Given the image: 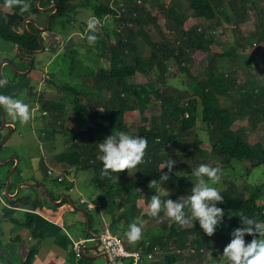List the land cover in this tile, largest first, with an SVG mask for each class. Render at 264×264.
I'll list each match as a JSON object with an SVG mask.
<instances>
[{
	"label": "trees",
	"instance_id": "16d2710c",
	"mask_svg": "<svg viewBox=\"0 0 264 264\" xmlns=\"http://www.w3.org/2000/svg\"><path fill=\"white\" fill-rule=\"evenodd\" d=\"M184 1L188 7L184 6ZM184 1L171 0L169 6L162 4V0H141L140 3L138 0H118L115 7L93 4V16L100 23L105 22L106 17H111L115 25L112 32L107 26L103 29L105 38L95 34L101 41V53L93 60L97 63L96 66L84 64L86 61L79 57L80 51L74 39L70 38L60 54L64 61H68L69 76L73 79L63 82L60 90L71 98V122L76 124V128L68 126L69 109L64 102L38 99L41 114L36 119L41 122L38 129L40 142L52 143L58 134L64 137V150L52 155L53 164L63 174L74 179L82 171L92 172L91 182L97 196L91 202L99 207L94 211L84 208L89 216L91 230L93 223L104 226L105 219H108L109 227L121 237L124 244H129L125 233L130 224L137 223L143 229L142 222L147 216L139 215V195L144 196L147 204H150L157 189L152 191L148 185L151 180H159L160 175L167 172V169L160 170L159 165L169 157L176 161L170 179L177 180L181 187L187 178H192L191 173L201 164L221 169L231 168L233 163L244 165L246 175L241 177L244 181L241 188L236 185L235 177L225 180L229 183L228 188L220 192L224 202L217 205L225 214L213 236L204 234L198 221L193 220L187 229L171 221L163 222L166 225L165 228L162 226L161 236H150L146 239L149 242L139 243L136 250L143 253L154 252L156 248L161 251L160 254L173 250L164 257L162 264L179 263L187 250L217 256L215 250L219 246L224 249L232 238L233 230L242 226L241 215L264 221V183L255 186L249 183L251 171L264 165V145L260 142L253 144L249 137L264 123V79H247L239 83L234 75L222 71L217 61L239 58V51L245 52L248 44L235 38L233 44L225 47L217 42L215 36L218 29L226 28L234 20L242 22L248 13L241 10L244 9L241 7L251 0H238L243 2L242 5L230 0V13L234 17L227 14L225 18L216 10L217 5L222 7L221 0ZM52 3L56 1L43 0L40 7H49ZM0 4L4 6V0H0ZM256 8L260 29L255 36L258 43H262L264 9ZM155 9L158 14L153 15ZM222 9L225 10L223 7ZM8 10L15 13L20 11L18 7ZM31 13H40L35 1L31 4ZM74 19L73 12L59 10L50 19L49 28L45 32L69 38L73 33L71 30ZM146 24L158 25L161 40L150 39L149 31L144 29ZM131 25L139 29L140 33H136ZM28 27V30L18 33L0 25V39L17 48L40 50L38 39L31 33H41L31 24ZM162 28H166L168 33H163ZM81 31L84 32V29ZM42 41L44 43L43 38ZM148 47L151 50L149 53ZM102 59L105 61L102 62ZM253 63L257 62L249 61V67ZM175 67L181 75L190 78L191 82L187 87H174L170 93H166L164 89L167 87L168 73ZM193 68L199 70L196 75L192 74ZM151 71H155L157 76L154 81L147 84L132 81L137 74L149 75ZM47 83L56 84L53 79ZM29 89L36 90L34 86ZM33 98L36 99L35 96ZM155 110L159 112L155 113ZM137 113L144 124L132 130L131 124L137 122ZM238 119H247L248 126L235 129ZM199 122L206 131L209 148L203 147L204 141L198 134L192 144L188 143L187 135L198 130ZM0 126L3 128L2 121ZM14 126L16 130L17 125ZM113 132L146 138L148 147L144 163L136 169L129 173L127 170L121 173L110 172L105 176L103 164L98 159L101 155L98 144ZM2 139L0 135V143ZM246 163H249L248 166ZM8 165L12 168L15 162ZM19 166L14 176L19 172ZM177 172L185 175L178 177L175 175ZM7 177L8 172L0 178V186L6 183ZM28 181L41 184L35 178L23 179L18 175L15 183H12L10 194L16 192L20 183ZM61 184L65 185L68 192L70 186H73L66 182ZM29 189V193H23L22 190L14 201H8L16 208L20 205L30 208L25 212L26 219L10 220L14 225L32 231L37 212L56 206L40 186ZM50 194L52 195L51 192ZM52 197L57 200L53 195ZM61 198L62 196L58 200ZM168 198L174 199L172 196H167L166 199ZM63 204H68V201L65 200ZM163 213L162 211L155 218L161 221ZM251 239V236L245 237L246 242ZM1 244L0 242V246ZM34 254L31 251L24 264H31ZM84 260L82 258L81 261Z\"/></svg>",
	"mask_w": 264,
	"mask_h": 264
},
{
	"label": "rangeland",
	"instance_id": "374dc122",
	"mask_svg": "<svg viewBox=\"0 0 264 264\" xmlns=\"http://www.w3.org/2000/svg\"><path fill=\"white\" fill-rule=\"evenodd\" d=\"M91 1V0H90ZM184 1V0H183ZM220 1V0H217ZM229 1L230 0H221L222 7L225 8V10L222 9L221 5L216 6L217 13L222 17L225 18L226 15L230 14L231 17H234L230 12L231 8L229 7ZM237 1L238 0H234ZM92 2H94L92 0ZM171 0H162V4H165L166 6L170 5ZM118 3V0H115L113 3V7H115ZM239 4H243V2L239 1ZM84 4V3H83ZM184 6L188 7L187 2L184 1ZM238 4V6H239ZM255 4V5H253ZM85 7L86 4H84ZM240 7V6H239ZM264 9V0H251L249 1V4L241 7L247 11V15L245 16L244 20L237 21L234 20V22L228 24L226 28H220L216 31L215 36L217 39V42L221 44L222 46H229L234 43V39H238V41L247 42L248 48L244 52L240 50V57L239 58H230V59H220L217 61V64L221 68L222 71L229 75H234L237 80L240 82H244L247 79L252 80H259L262 81L264 79V70L261 71L264 67V41L262 43H258V39L255 36L256 32L259 31V22L257 17V8ZM93 13L92 11H90ZM85 13V12H84ZM90 14V13H89ZM158 14L157 10L155 9L153 11V15ZM88 13L85 16V20L88 22L89 20ZM1 23V22H0ZM3 25V24H1ZM113 23L110 24L109 28H112ZM133 29H136L135 26L131 25ZM80 27H73L72 32L73 34L78 33V29ZM144 29H147L149 31L150 39L152 41H159L161 40L160 35V29L158 25L153 24H146L144 26ZM163 33H168L166 28H162ZM136 33H140L139 29H136ZM87 31V27L85 28V32H83V35L76 34L72 36L74 41L77 43V47L80 51L79 57L81 56V60H85V65H90L94 67L97 63H95L93 60L96 59L97 54L101 53V41L97 38V41L95 44H90L88 42V35H90ZM99 37L105 38V31L103 28H101L100 24L97 26L96 33ZM140 37V36H139ZM61 45L54 44V42L50 45V50H46L44 53L40 55L33 56L32 59L34 60V69L31 73V75L28 77H23L20 79V77L16 74V72L12 69V67H4L3 73L5 77L10 80L9 82H16L19 81L17 84H14V92H12L13 95L17 96L18 98L22 99L25 103H27L30 107L31 111V119L26 123L22 124L19 120H13L10 116L7 115L6 110L4 109V113L6 115L7 123L11 124L10 122H14L13 124L17 125L16 130L14 129V132L11 133L9 136L8 141L6 144L2 147L0 151V161H5L13 156H17L20 159V166H19V172L16 173L15 176H13L12 183H15L17 176L19 175L23 179H33L35 178L38 182H40V185H44L51 193L52 195L58 200L60 197V194L58 192L65 189V185L59 183L56 179L57 176L48 177L47 171L49 167H53L57 169V171L62 170L57 166H55L53 163L52 155L55 152H60L64 150V137L61 135H57L56 140L52 143H42L39 141L38 137V129L41 125V122L37 121V117L41 114L39 112V106H38V99L43 100H52L57 102H64L66 103V106L68 107V118L70 119V122H68L69 127L76 128V124H73L71 122V119L73 117V105L71 104V98H69L65 92L60 90L62 87L61 84L63 82H68L73 80L69 76V65L68 61H64L62 58V55L60 56V53L64 51L65 44H67V40L64 35H60ZM46 44L48 42L46 41ZM14 51L11 52V50ZM54 48L57 51H54ZM7 49V50H6ZM8 49H11L8 51ZM16 51V53H15ZM151 50L148 47L147 53H149ZM25 56L22 55V57L17 52V48L15 50V47L13 44L7 43L0 39V65L2 64L3 59L9 60L14 65L17 71L19 72H25L27 71L30 66L29 63H27L24 58ZM257 63H253L251 67H249V61H253ZM105 61V59H102V62ZM101 62V63H102ZM261 66V68H255L253 67ZM197 68L192 69V74L196 75L198 73ZM46 75L49 76V79H43ZM156 73L155 71H151L149 75H142L137 74L132 81L136 84H147L151 80L156 79ZM54 80L55 85H51V83H47L48 80ZM167 87L164 89L166 93H170L174 87H187L188 84H190L191 80L190 78H187L183 75H181L180 71L175 67L174 69L170 70L167 76ZM85 80V79H84ZM44 83H43V82ZM42 82V83H41ZM91 83V82H90ZM10 83H8L9 85ZM30 86H34L36 90L31 91L29 89ZM8 87V86H6ZM44 91V92H43ZM4 94V93H2ZM9 95V94H7ZM36 97L33 98V97ZM107 97V95H105ZM84 103L87 104V101L84 100ZM224 105L225 101H222ZM159 110H155V113H158ZM0 121H2V117L0 114ZM144 124L143 121H141V116L139 113H137V122L131 124L132 130H136L137 126ZM240 126L246 127L248 126V120L247 119H238L235 129H238ZM198 130L195 132H191L187 135L188 143L192 144L196 134H198V137H201L204 141L203 147L209 148V143L206 137V131L203 128V124L199 122ZM10 130H7L5 128H2L0 126V135L5 139ZM250 140L253 144L255 143H262L264 145V123L259 125L258 128H256L253 131V134L249 135ZM2 139V141H3ZM249 163H246L248 166ZM9 165H1L0 164V178L3 177L7 172L11 171L12 168L8 167ZM241 163H233V166L231 168L223 167L222 168V177L219 183L212 185L213 187L217 188L220 192L224 189L228 188L229 183H226L225 180H229V178L235 177V182L237 183L239 188H241L244 183V181L241 179V177H244L246 175L245 169ZM244 170V171H243ZM92 172L90 171H82L77 175V191L69 194L71 198L75 200V203H80V197H84L85 199L92 201L96 198L97 192L95 190V187L92 184ZM207 179V178H205ZM55 180L57 182H55ZM29 182V181H28ZM196 182V178L192 176L190 179H186L183 187L179 185V182L175 179H170L167 182H164L162 184V188L168 193L160 191L157 189V192H159L161 198L166 199L167 196L174 197L173 201H177L180 197H186L188 194H190L191 189L193 187V184ZM24 183V182H22ZM34 183V182H30ZM249 183L253 186L259 185L264 183V165L255 168L251 171L250 177H249ZM21 184V183H20ZM19 184V185H20ZM2 187V186H0ZM12 188V187H11ZM11 190V189H10ZM23 193H29V188H22ZM152 191H156V188L150 189ZM4 192V188H2V191H0V231L3 235H0V241H2L4 244L9 242L8 239H10L11 234L17 231H20L21 228L19 227H13L11 223L7 222V219L4 218V212H3V201L9 202L8 198L3 195L1 198V193ZM32 194V191L30 192ZM3 200V201H2ZM55 200V201H57ZM81 205V204H80ZM138 205L140 207V213L139 215H146V219L144 222H142V239L139 241L146 243L149 242V240H146L150 236H161L162 233L161 229L162 226L165 228L163 224L164 223H170L171 220L166 216V213L164 212L163 215H161L162 220L158 221L156 218L149 215V204L146 202V198L142 195H139V202ZM20 216V219H26V214L20 213L19 215H16V218ZM110 226L109 220L107 222ZM191 226H181L183 229H187ZM147 228H151V231H148ZM147 230V231H146ZM160 233V234H159ZM128 248H130V244H125ZM139 246V245H138ZM137 249V248H136ZM5 257L11 258L12 256L9 254L8 251L2 250L1 251ZM173 252V250L171 251ZM170 252V253H171ZM175 252V251H174ZM215 255L211 253H207L206 255L198 254V252L187 250L185 251L181 258L180 262L178 264H225V259L222 256L223 255V249L219 246L215 250ZM160 254L156 253V259L157 256L161 259V262L163 261V257H165L167 254ZM179 253V251L177 252ZM1 258V257H0ZM156 259L153 262L155 263ZM160 262V263H161ZM148 263V262H147ZM0 264H18L14 260L11 261H2L0 259ZM159 264V263H158Z\"/></svg>",
	"mask_w": 264,
	"mask_h": 264
},
{
	"label": "clouds",
	"instance_id": "9594fccd",
	"mask_svg": "<svg viewBox=\"0 0 264 264\" xmlns=\"http://www.w3.org/2000/svg\"><path fill=\"white\" fill-rule=\"evenodd\" d=\"M4 6L8 9L18 7L21 13L28 12L30 8L24 0H4ZM98 24L99 21L95 17L87 22V31L91 33L87 37L90 44H95L97 41L95 33ZM8 83L7 79L0 78V89L5 88ZM0 108L5 109L8 116L13 120H19L22 124H26L31 119L29 105L15 95L0 94ZM147 147L146 138L133 137L124 132H113L98 144V151L101 154L98 159L103 164V175L108 176L110 172L121 173L125 170L129 173L136 169L138 165L144 163ZM175 165L176 161L171 157L162 162L159 168L167 169V172H163L159 180H151L148 187L166 192L161 185L170 179ZM175 175L179 177L185 174L177 172ZM191 175L196 178V182L190 194L173 201L169 198L162 200L159 192H156L148 206L149 215L155 218L163 211L172 222L182 227L190 225L193 220L198 221L204 234L211 237L225 214L223 209L217 207L224 202L223 196L212 186L220 182L222 169L201 164ZM240 219L242 226L233 230L230 242L223 249L225 264H264V221L244 215H241ZM125 235L129 243L135 245L142 239V227L132 223ZM246 236L252 237L250 242H246Z\"/></svg>",
	"mask_w": 264,
	"mask_h": 264
},
{
	"label": "crops",
	"instance_id": "0c3cea01",
	"mask_svg": "<svg viewBox=\"0 0 264 264\" xmlns=\"http://www.w3.org/2000/svg\"><path fill=\"white\" fill-rule=\"evenodd\" d=\"M36 0H24L25 3L30 5L29 11L25 13L19 12H11L4 6L0 4V25L3 24L4 26L18 32L23 33L26 28H29V24L33 25L35 27H44L45 22L47 19L48 13H42L39 14H32L31 13V4ZM56 3H52L50 6H59L60 10L64 12L72 13L75 16V19L73 20V24L75 27H80L78 29V33L71 34L66 43L72 39L74 35L81 34L83 35V32L81 29H84L87 27V21L84 19L86 14L88 13V16L90 18L94 17L91 6L95 3L108 5L109 7H113V3L115 0H55ZM86 4L87 7L84 6ZM49 6V7H50ZM47 8V7H45ZM75 8V9H74ZM85 12V13H84ZM93 12V11H92ZM90 13V14H89ZM89 18V19H90ZM96 18V17H95ZM29 19H32L34 23L28 22ZM98 20V19H97ZM99 21V20H98ZM113 19L111 17H106L105 22L99 24L101 28L108 27V30L111 32L114 30V23ZM113 23L112 28H109L110 24ZM118 28V27H117ZM37 31V30H36ZM38 32V31H37ZM40 36L44 40V45L46 50H50V45L52 42L54 44H60V35L42 32ZM46 41L48 44H46ZM66 45V44H65ZM15 50L17 46H14ZM7 50V49H6ZM11 49H8V51ZM14 51L11 50V52ZM54 51H57L54 48ZM16 53V51H15ZM61 54V53H60ZM31 78L32 75H31ZM10 84L7 85L8 87L0 89V94L4 93V95H13L12 92H14V82H9ZM12 91V92H11ZM2 110H4L2 108ZM11 125L14 126V122H10ZM8 130V129H7ZM14 132V130H13ZM8 160V159H7ZM14 176V175H13ZM75 180V191H77V177L74 178ZM13 181V179H12ZM22 184V183H21ZM22 191V190H21ZM60 196H62L61 199L69 196L71 194L66 189L58 192ZM26 195V194H25ZM61 199L57 200L60 201ZM73 199V198H71ZM3 201V200H2ZM65 201V200H64ZM63 201V202H64ZM68 201V200H67ZM74 203L75 200L73 199ZM61 204L55 205L56 207H50L44 209V211L37 212L38 216L35 219L33 230H29L27 228H21L20 231L14 232L11 234V237L9 242L3 243L0 246V259L2 261H11L14 260L18 264H24L29 253L31 251L35 252L33 260L31 264H83L86 262V259L84 261H77L75 254L72 249V241H81L86 240V244L84 246V253L89 256H100L103 254L100 248L96 249L97 247V239L100 235V233L103 230V227L108 225V219H105L104 226H100L98 223H93L92 230H91V224L90 229L88 228V221H87V214L85 211V207L80 203H75L77 207L82 208L85 213L82 211H79L78 208L71 205L68 201V204ZM12 202H5L3 201V212H4V218L7 219V222L11 223L13 227H18L17 225H14L12 220L16 218V215L20 213H24L28 211L30 208L25 205H20L18 208L12 206ZM54 205V204H53ZM94 214V212H92ZM89 218V216H88ZM18 220L20 219V216H18ZM99 230V232H97ZM148 231H151L152 229H147ZM146 230V231H147ZM0 235H3L0 231ZM130 244V243H129ZM139 245V241L133 245L130 244V251L136 250V248ZM2 250L8 251L9 254L12 256L11 258H7L3 253ZM157 256L155 263L150 264H162L161 259ZM164 259V257H163ZM161 262V263H160ZM97 264H107V260L104 257H101L96 260ZM143 264H147L143 263ZM149 264V263H148ZM178 264V263H177Z\"/></svg>",
	"mask_w": 264,
	"mask_h": 264
},
{
	"label": "water",
	"instance_id": "95a60500",
	"mask_svg": "<svg viewBox=\"0 0 264 264\" xmlns=\"http://www.w3.org/2000/svg\"><path fill=\"white\" fill-rule=\"evenodd\" d=\"M42 1L43 0H36V3H35L36 8L39 10V12H42V13L50 12V13L47 16V19H46V22H45V26L44 27H36V30L39 33H42V32H45V31L48 30L50 19L55 14H57L58 11L60 10L59 6H56V5L50 6V7H47V8H41L40 4H41ZM28 22L34 23L32 19H29ZM26 30H28V28H26ZM31 34H33L38 39L41 48H40V50H37V51H30V50H26V49H23V48L19 47V48H17V52L19 53V55L21 57H22V53L29 54V55H40V54L44 53V51H45V45H44V43L42 41L41 36L38 35L37 33H31ZM24 60L31 64L30 68L27 71H25V72L17 71L16 68L14 67V65L9 60H7L5 62H2V64L0 65V77L3 78V79H7L5 77V75H4V73H3V68H4L5 65H8V66L12 67V69L16 72V74H18L20 76H26L27 74H29L31 72V70H32V65L34 63V60L31 59V58H24ZM9 81L10 80H8V82ZM0 114H1V117H2V126H3V128L10 130L8 136L5 139H3V141H1V143H0V149H1L6 144V142L8 141L9 136L11 135L13 130L15 129V126L7 123L6 115H5L4 111L1 108H0ZM11 162H15V165L12 167L11 171L9 172L6 183L4 185H2V187H0V191H2V188H4V195L10 201H14V199H16L19 196V194L21 193L22 188H36V187L40 186L49 195V198L51 199V201H52V203L54 205L61 204L64 200H68L71 205H73L75 208L77 207L76 204L74 203L73 199H71L70 196H67V197L63 198L60 201H55L53 199L52 195L50 194V191L44 185H40L38 183L24 182V183L18 185V187L16 189V192L14 194H10V189L12 187L13 175H14L17 167L20 164V159L17 156H13V157H11L8 160L0 161L1 165H8ZM77 208H78L79 211H82L83 213H85V211L82 208H80V207H77ZM87 221H88V228L90 229V222H89L88 216H87ZM96 239L98 241L96 249H98V248H100V242H99L98 238H96ZM101 257H104L107 260V264H109L107 255L105 253H103L101 255ZM83 258L86 259V262L83 263V264H97L96 260H98L100 258V256H89V255H87V254H85L83 252Z\"/></svg>",
	"mask_w": 264,
	"mask_h": 264
},
{
	"label": "built area",
	"instance_id": "2783aa9c",
	"mask_svg": "<svg viewBox=\"0 0 264 264\" xmlns=\"http://www.w3.org/2000/svg\"><path fill=\"white\" fill-rule=\"evenodd\" d=\"M138 2L140 3L141 0H138ZM253 67L261 68V66L256 65H254ZM263 70L264 67L263 69H261V71ZM43 79H49V76L46 75ZM47 175L49 177L57 176V181L59 183L66 182L70 185H73L70 186L69 192H75V180L73 178L66 176L60 171L58 172L53 167L48 168ZM3 195L4 192L1 193V198L3 197ZM80 204L85 206V208L89 211H94L99 207V205L85 199L84 197H80ZM98 240L100 242V249L107 255L109 264H143L146 262H153L156 259V253H161L158 248H156L154 252L150 253H143L141 250L130 251L122 241L121 237L118 234L114 233L109 226L103 227ZM85 244L86 240L72 241V249L77 261H81L83 258Z\"/></svg>",
	"mask_w": 264,
	"mask_h": 264
},
{
	"label": "flooded vegetation",
	"instance_id": "af4514ba",
	"mask_svg": "<svg viewBox=\"0 0 264 264\" xmlns=\"http://www.w3.org/2000/svg\"><path fill=\"white\" fill-rule=\"evenodd\" d=\"M45 51H46V49H45ZM44 51V52H45ZM24 56V55H23ZM32 56H36V55H32ZM32 56H25V57H23V58H31L32 59ZM5 61H7V59L6 60H4L3 59V61L2 62H5ZM28 63V62H27ZM6 66H8V65H5L4 67H6ZM29 66H31V64L29 63ZM33 66H34V63H33V65H32V70H31V72L29 73V74H27L26 76H21V77H28V76H30L31 75V73H32V71H33ZM9 67V66H8ZM20 76V75H19ZM2 109V108H1ZM10 159V158H9Z\"/></svg>",
	"mask_w": 264,
	"mask_h": 264
},
{
	"label": "bare ground",
	"instance_id": "6f19581e",
	"mask_svg": "<svg viewBox=\"0 0 264 264\" xmlns=\"http://www.w3.org/2000/svg\"><path fill=\"white\" fill-rule=\"evenodd\" d=\"M100 256H101V255H100ZM148 263H149V262H148ZM148 263H147V264H148Z\"/></svg>",
	"mask_w": 264,
	"mask_h": 264
}]
</instances>
